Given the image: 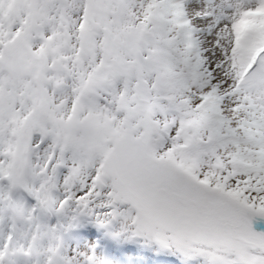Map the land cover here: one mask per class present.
Wrapping results in <instances>:
<instances>
[{"label":"snow or ice","instance_id":"obj_1","mask_svg":"<svg viewBox=\"0 0 264 264\" xmlns=\"http://www.w3.org/2000/svg\"><path fill=\"white\" fill-rule=\"evenodd\" d=\"M0 264H264V0H0Z\"/></svg>","mask_w":264,"mask_h":264}]
</instances>
